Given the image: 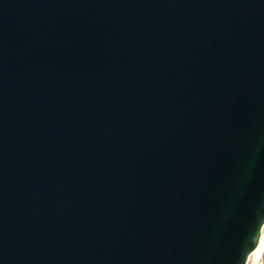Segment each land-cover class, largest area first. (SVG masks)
Segmentation results:
<instances>
[{
    "label": "water",
    "instance_id": "1",
    "mask_svg": "<svg viewBox=\"0 0 264 264\" xmlns=\"http://www.w3.org/2000/svg\"><path fill=\"white\" fill-rule=\"evenodd\" d=\"M262 214L264 0H0V264H249Z\"/></svg>",
    "mask_w": 264,
    "mask_h": 264
},
{
    "label": "bare ground",
    "instance_id": "2",
    "mask_svg": "<svg viewBox=\"0 0 264 264\" xmlns=\"http://www.w3.org/2000/svg\"><path fill=\"white\" fill-rule=\"evenodd\" d=\"M264 255V233L260 239L259 244L255 248V251L252 255V258L249 262V264H260Z\"/></svg>",
    "mask_w": 264,
    "mask_h": 264
},
{
    "label": "rangeland",
    "instance_id": "3",
    "mask_svg": "<svg viewBox=\"0 0 264 264\" xmlns=\"http://www.w3.org/2000/svg\"><path fill=\"white\" fill-rule=\"evenodd\" d=\"M260 264H264V255H263V259H262V261H261V263Z\"/></svg>",
    "mask_w": 264,
    "mask_h": 264
},
{
    "label": "snow or ice",
    "instance_id": "4",
    "mask_svg": "<svg viewBox=\"0 0 264 264\" xmlns=\"http://www.w3.org/2000/svg\"><path fill=\"white\" fill-rule=\"evenodd\" d=\"M259 218H264V214L260 215Z\"/></svg>",
    "mask_w": 264,
    "mask_h": 264
}]
</instances>
